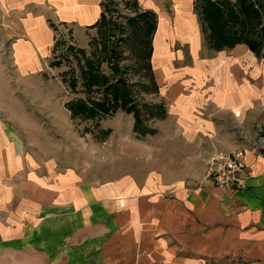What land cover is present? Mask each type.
Segmentation results:
<instances>
[{"label":"crops","instance_id":"crops-1","mask_svg":"<svg viewBox=\"0 0 264 264\" xmlns=\"http://www.w3.org/2000/svg\"><path fill=\"white\" fill-rule=\"evenodd\" d=\"M138 1L144 10L158 15L153 40L156 76L161 81L166 75L177 78L165 67L173 61L169 47L177 37L197 40L195 0H171L169 8L162 6L165 0ZM102 2L0 0V47L6 43L12 47L17 77L24 79L42 69L43 58L58 40L60 26L67 27L73 42L85 48L89 32L97 27L92 25L101 18ZM222 62H202L194 71L196 86L191 96L176 100L183 108L180 110L194 117L181 122L179 132L167 139L178 140L182 176L188 160L202 169V159L207 158L201 152L203 141L214 150L244 145L230 141L233 135L226 136L219 128L239 121L246 129L251 127L252 116L264 117V76L252 82L250 77L221 71ZM3 65L0 52L1 84L6 79ZM215 78L220 82L207 88ZM3 92L9 96L8 90ZM2 101L3 97L0 105L4 109ZM185 138L198 145L184 151L181 144ZM245 147L247 170L242 180L229 189L205 182L208 158L199 185L191 190L179 186L173 200L158 195L170 190L157 188L153 176L140 185L139 170L132 173L130 181L109 184L83 183L82 175L73 171L58 173L47 181L17 184L18 176L28 171L23 142L0 118V236L17 245L21 259H28L25 264H203L204 251L231 257L221 264H264V150ZM150 155L154 161L153 153ZM235 256H241L243 262L233 261Z\"/></svg>","mask_w":264,"mask_h":264},{"label":"rangeland","instance_id":"rangeland-1","mask_svg":"<svg viewBox=\"0 0 264 264\" xmlns=\"http://www.w3.org/2000/svg\"><path fill=\"white\" fill-rule=\"evenodd\" d=\"M196 1L198 2L195 0L194 4ZM103 2L110 4V9L106 12L109 26H97L96 30L89 32L90 40L85 48L73 42L67 27L60 26L57 45L43 58L42 69L33 73L34 75L24 79L17 77L12 47L8 43L0 47L6 76L4 84L0 82V94L4 95H0V99L3 97L2 103L6 108L3 109L0 105V118L10 131L20 136L27 158L24 166L28 171L18 176L15 182L29 185L40 179H54L58 173L73 171L82 175L83 183L109 184L121 179L130 181L132 173L139 170L140 185H146L145 182L153 176L157 188L164 186L170 190L165 193L160 191L158 195L177 199L176 189L185 186L191 190L199 185L207 159L221 150H214L212 144L203 141L201 152L207 158L202 159V169L198 163L193 164V161L188 160L186 173L182 176L183 170L178 168L177 161L178 140L173 142L167 139L179 132L181 122L191 121L194 117L180 110L183 108L176 100L191 96L190 93L196 86L194 71H198L202 62L223 59L221 71L244 78L250 77L254 82L264 76V56H257L244 43L222 52L211 50L198 19L195 42L177 37L176 42L169 47L173 61L165 67L169 66V71L177 78L166 75L165 81H161L155 74L156 67L153 63L154 36H146L143 30L138 29L135 20L130 21L136 15L134 6L130 9L122 0ZM162 4L164 8L173 6L171 0H165ZM68 45L75 48H69ZM81 49L87 57H93L100 63V70L109 76L111 82L120 77L126 79L134 102L142 113L143 123L148 128L144 135L139 134L140 130H134V115L121 108L109 114H101L99 118L75 115L72 112L70 104L73 101L93 102L102 99L105 94L102 86L91 90L87 88L82 75L84 56ZM115 65H119L120 72H113L112 67ZM213 82L218 83L220 80H210L206 87L210 88ZM3 90H8L9 96ZM175 94L180 96L176 97ZM159 105L166 109L155 107ZM147 106H151V110ZM164 111L167 113L163 117ZM253 113L255 112L251 114ZM251 120L250 128L245 129L239 121H233L228 128L219 130L226 132V136L233 135L230 141L235 139L250 150L262 151L264 143L261 146L260 143L264 141V117L252 116ZM197 140L199 142L201 139ZM182 142L181 146L188 152L197 144L194 143L195 140L186 138ZM150 153H153L154 161H150ZM153 163L155 165H147ZM127 188L129 190V185ZM28 257L31 260L34 258L33 255ZM230 259V256L215 257L206 251L202 254L203 264H221ZM232 260L243 262L241 256H235ZM25 262L28 259H21L17 245L15 247L9 244L1 235L0 264Z\"/></svg>","mask_w":264,"mask_h":264},{"label":"trees","instance_id":"trees-1","mask_svg":"<svg viewBox=\"0 0 264 264\" xmlns=\"http://www.w3.org/2000/svg\"><path fill=\"white\" fill-rule=\"evenodd\" d=\"M122 1L126 7L134 6L135 8L136 15L131 17L130 21L135 20L138 29L143 30L146 36H154L158 24L157 13L154 10H142L138 0ZM102 5L104 9L101 18L92 27L106 28L109 26L106 12L110 9V4L102 2ZM195 7L202 23L205 41L210 49L221 51L244 43L257 56H264V0H198ZM53 26L55 27L54 24ZM68 47L75 48L72 45ZM80 51L84 56L82 75L87 88L91 90L96 86H102L105 94L102 99L93 102L73 101L70 104L72 112L75 115L84 114L86 117L95 118L97 116L96 118H99L101 114H109L121 108L134 115V130L137 132L140 130L139 134L144 135L148 128L143 123L142 113L134 102L130 85L126 79L120 77L115 82H111L109 76L100 70V63L93 57H87L83 49ZM112 68L114 73L120 72L119 65ZM159 106L155 107L166 109L162 105ZM147 108L150 109L151 106ZM165 113L167 111H164L163 117Z\"/></svg>","mask_w":264,"mask_h":264},{"label":"built area","instance_id":"built-area-1","mask_svg":"<svg viewBox=\"0 0 264 264\" xmlns=\"http://www.w3.org/2000/svg\"><path fill=\"white\" fill-rule=\"evenodd\" d=\"M246 147L242 145L233 150H221L211 155L204 180H210L221 189H229L231 185L246 176Z\"/></svg>","mask_w":264,"mask_h":264}]
</instances>
